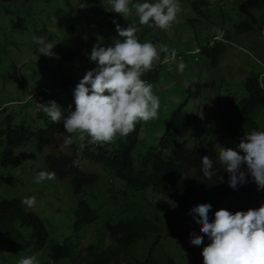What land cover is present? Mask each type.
<instances>
[{"label": "rangeland", "instance_id": "1", "mask_svg": "<svg viewBox=\"0 0 264 264\" xmlns=\"http://www.w3.org/2000/svg\"><path fill=\"white\" fill-rule=\"evenodd\" d=\"M180 5L179 22L166 30L138 25L139 40L160 42L168 46L169 52L182 54L181 58L171 61L165 59V53H160L153 64L160 68L159 80L152 84L160 105L155 120L142 121L149 128L145 126L144 132L150 136L147 144L156 149L164 138H168L185 143L191 150L204 147L217 154L219 147L236 144L230 132L238 115V105L249 97L244 88L248 75L261 74L264 84V35L261 34L264 30V0H180ZM113 17L122 27L137 19L134 11L126 20L117 12L105 10L101 0L0 1V112L6 113L2 115L11 113L17 124L37 129L45 128L51 122L38 110L41 103L52 99L71 111V97L63 86L62 76H70L73 79L70 86L74 88L85 71L96 66L95 61L88 58L93 43L107 46L114 37L119 38ZM247 19L254 30L245 34L235 33L234 26ZM226 29L233 36L230 42L224 40ZM211 33L227 46L217 67H213L202 53L190 54L195 45L207 40ZM33 35L57 41L52 49L57 56L37 53ZM78 49L79 59L61 61L63 54ZM178 61L185 64L184 71L180 73L176 71ZM183 106H186L184 111L192 115L185 137L177 138L173 133L167 137L171 114ZM252 119L264 128V108H260ZM63 137L58 136L55 145L46 147L43 152L38 148L37 139H31L16 150L22 162L20 167L0 169V194L13 197L18 192L21 197L35 196L37 202L44 201L42 217L48 226L57 230L71 225L73 209L68 203L75 201L70 193L74 180L71 177L59 180L54 175L52 179L37 183L33 177L40 170L49 171L45 164L49 154L70 153V146L62 145ZM76 137L80 147L92 144L91 150L97 149L96 144L81 139L78 134ZM141 138L144 140V136L141 135ZM144 151L143 144H139L137 151L132 153L133 164H137L135 156L142 155ZM168 155L169 152H166L165 156ZM79 164L84 171L101 174L98 188L105 189L103 194L106 197L113 193L106 192L108 175L102 164H94L86 158L79 160ZM118 203L120 201L93 205L98 213L97 222L92 225L96 231H101L100 220L117 221L115 215L118 208L115 206ZM190 208H183L175 199L162 200V213L169 212L177 222L174 224L164 218L169 224L166 237L168 234L170 237L164 238L157 253L162 263L167 257L166 251L178 257L191 253L192 250L184 247V242L196 232L199 224L189 214ZM172 239L178 241L177 247L170 242ZM103 243L101 241L100 245L103 246ZM146 253L147 248H144L135 255L141 258Z\"/></svg>", "mask_w": 264, "mask_h": 264}, {"label": "trees", "instance_id": "2", "mask_svg": "<svg viewBox=\"0 0 264 264\" xmlns=\"http://www.w3.org/2000/svg\"><path fill=\"white\" fill-rule=\"evenodd\" d=\"M253 30L249 19L235 25L233 29L238 34ZM214 37L211 34L207 40L195 45V48L200 47L199 53L207 57L213 67H217L227 46L224 41L215 40L212 43ZM224 37L225 41L230 42L233 37L231 31L226 29ZM176 53L177 56L171 61L182 57L180 52ZM76 57L79 59V49L66 52L60 59L62 62H74ZM159 77V66H153L143 74V78L151 84L158 81ZM62 80L66 92L68 91L71 97L69 107L74 109L73 96L70 93V89H73L70 86L73 79L63 75ZM244 88L249 97L238 105V115L230 132L234 143H238L244 133L261 129L252 119L260 108H264V84L261 74H249ZM185 107L178 108L171 114L167 137L170 133L177 138L185 137L192 121V115L184 111ZM0 114L1 170L20 167L22 162L16 150L33 138L37 139L38 148L43 152L46 147L55 145L60 135L73 137L69 154L51 153L47 156L45 164L49 171H54L59 180L67 177L74 180L71 182L70 193L75 199L74 202L68 203L73 209L71 225L57 230L48 226L42 217L44 201H36L34 207L26 210L20 202L22 197L18 192L13 197H3L0 194V264H17L18 257L31 254L37 257L40 264H203L201 250L209 240L200 232V226L195 228L196 232L193 234L203 236L204 242L201 245L185 241L184 247L192 251L183 257L169 254L162 248L167 253L162 263L157 253L169 228L164 218L177 223L169 212L162 213V200L175 199L183 208L209 202L212 205L209 211L210 220L214 211L221 207L235 212L259 207L260 203L264 202V188L257 190L256 183L247 172L246 182L235 189L231 188L227 172L215 163L217 154L207 148L191 150L185 143L168 138H164L157 149L150 147L147 144L150 136L141 128V121L136 123L133 131L127 136H117L111 142L96 143L99 148L94 151L90 149L92 144L89 147H80L76 137L78 133H67L62 121H51L45 128L33 129L24 124H17L11 113H7V116L2 115L6 114L5 111ZM83 139L90 142L87 135ZM139 144H143L145 151L142 155L135 156V165L132 153L137 151ZM165 152H169V155L165 156ZM203 155H209L214 161L213 176L210 179H205L200 172V157ZM82 158L103 165L104 172L108 175L109 185L106 192H113L111 195L106 197L103 194L105 189L98 188L100 173H89L80 169L79 160ZM114 201H120L119 205L115 206L118 208L115 215L117 221L100 220L101 231H96L92 225L97 222L98 213L93 205L99 206ZM169 237L168 234L166 238ZM101 241L104 242L103 246L100 245ZM170 242L173 246H178L175 239ZM144 248H147L145 255L141 258L135 255Z\"/></svg>", "mask_w": 264, "mask_h": 264}, {"label": "clouds", "instance_id": "3", "mask_svg": "<svg viewBox=\"0 0 264 264\" xmlns=\"http://www.w3.org/2000/svg\"><path fill=\"white\" fill-rule=\"evenodd\" d=\"M101 4L105 10L117 12L126 20L134 11L137 19L122 27L113 17L112 22L119 38L114 37L107 46L93 43L88 58L95 61L96 66L86 70L72 89L74 109H62L52 99L41 103L38 108L50 121H62L67 133H78L81 139L87 135L94 144L111 142L117 136H127L138 121L144 128L146 124L142 121L157 118L159 97L143 74L153 67L160 53H165V59L171 60L175 56L174 52L178 51L169 52L168 46L160 42L139 40L138 25L166 30L179 22L178 14L181 11L180 0H101ZM261 34L264 35V30ZM32 39L37 45V53L57 56L52 51L57 41L37 35H33ZM193 51L190 54L195 55ZM184 69L183 61L176 62L178 73ZM72 142L71 135L64 136L62 145L66 147ZM200 162L201 175L210 179L214 161L209 155H203ZM215 163L228 173L231 188L235 189L246 182V172L256 183L257 190L264 188V128L244 133L233 147H219ZM242 165L245 167L242 168ZM54 175V171L40 170L33 180L38 183L52 179ZM20 202L26 210L31 209L36 198L24 196ZM211 208L209 202H200L189 209V214L200 226V232L209 240L201 250L203 264H264V202L259 207L235 212L221 207L214 211L210 220ZM189 242L201 245L204 238L202 235L190 234ZM17 264H40V261L31 254L20 257Z\"/></svg>", "mask_w": 264, "mask_h": 264}, {"label": "built area", "instance_id": "4", "mask_svg": "<svg viewBox=\"0 0 264 264\" xmlns=\"http://www.w3.org/2000/svg\"><path fill=\"white\" fill-rule=\"evenodd\" d=\"M200 51H201L200 47H196L195 50L193 51V53H194V54H195V53L198 54ZM174 53H175V56H177V53H176V52H174ZM175 56H174V57H175ZM174 57H172V58H174Z\"/></svg>", "mask_w": 264, "mask_h": 264}, {"label": "water", "instance_id": "5", "mask_svg": "<svg viewBox=\"0 0 264 264\" xmlns=\"http://www.w3.org/2000/svg\"><path fill=\"white\" fill-rule=\"evenodd\" d=\"M2 2H8V1H13V0H0Z\"/></svg>", "mask_w": 264, "mask_h": 264}, {"label": "crops", "instance_id": "6", "mask_svg": "<svg viewBox=\"0 0 264 264\" xmlns=\"http://www.w3.org/2000/svg\"><path fill=\"white\" fill-rule=\"evenodd\" d=\"M212 34V36H213V33H211Z\"/></svg>", "mask_w": 264, "mask_h": 264}]
</instances>
